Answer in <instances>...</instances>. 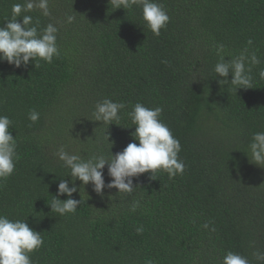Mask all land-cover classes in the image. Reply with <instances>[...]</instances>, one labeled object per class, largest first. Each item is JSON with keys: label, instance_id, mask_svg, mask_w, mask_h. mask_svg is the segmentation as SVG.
Returning <instances> with one entry per match:
<instances>
[{"label": "trees", "instance_id": "1", "mask_svg": "<svg viewBox=\"0 0 264 264\" xmlns=\"http://www.w3.org/2000/svg\"><path fill=\"white\" fill-rule=\"evenodd\" d=\"M157 2L170 17L159 36L146 27L140 6L50 0V17L38 9L27 14L39 18L40 27L56 24L60 55L51 64L39 60L37 68L31 60L20 68L0 61V115L12 120L18 155L13 175L0 180V214L41 233L44 244L30 254L33 264H220L227 251L264 264L253 255L264 252V167L246 154L252 133L264 131L258 75L264 0ZM14 3L23 0H0V27ZM66 15L75 21L61 24ZM217 45L224 46L225 60L246 48L256 53L253 88L236 93L219 84ZM105 98L127 106L109 126L89 120ZM137 102L163 108L160 119L180 142L184 173L171 179L160 170L155 179L140 174L131 195L105 188L103 197L91 184L80 196L77 180L73 198L85 202L75 213L51 211L60 179L72 186L69 169L53 155L57 148L87 157L138 144L127 116ZM32 109L40 114L35 123L28 119ZM103 172L107 184V165ZM134 200L141 207L131 212Z\"/></svg>", "mask_w": 264, "mask_h": 264}, {"label": "clouds", "instance_id": "2", "mask_svg": "<svg viewBox=\"0 0 264 264\" xmlns=\"http://www.w3.org/2000/svg\"><path fill=\"white\" fill-rule=\"evenodd\" d=\"M115 9L125 10L140 6L142 19L146 27L156 36L161 34V29L166 28L170 17L164 6L157 0H109ZM50 0H23V3H14L11 6V16L6 19V26L0 27V61L20 68L27 67L30 60L34 62L35 68L39 66L38 61L51 64L54 57L60 55L57 44V33L59 28L54 23H48L40 27V20L34 22L33 17L27 13L39 10L44 17L52 15ZM22 17V23L17 18ZM74 15H66L60 23L71 24L75 21ZM251 45L252 41L249 40ZM219 60L213 68V72L219 79L220 85H228L231 90L237 93L238 89L253 88V76L251 66L260 64L256 53L249 52L246 48L228 60L221 55L224 46L217 45ZM231 73L232 79L228 76ZM259 78L264 80V69L258 73ZM215 77V78H216ZM127 106L124 103L114 102L105 98L96 103L92 113L91 121L102 122L108 126L113 121L119 122L121 110ZM163 112L162 107L149 108L142 103H135L132 110L127 112L135 131L131 133L133 141L121 152L113 155L109 150L106 156L103 153H95L90 156L67 150L66 145H61L53 154L62 166L69 169L67 177H71L72 186L69 181L60 179L57 194L53 195L50 207L60 216L68 213H75L78 205L85 201L73 198V193L78 191L75 181L79 180V194L81 187L91 184L93 191L102 196L104 189H117L118 194L131 195L138 187L133 186V178L147 172L151 173V179H155L158 170L164 171L168 177L174 178L184 173L185 164L179 159L181 145L170 128L160 119ZM40 114L34 109L29 110L28 119L35 123L39 120ZM118 125V123H115ZM12 120L6 115H0V180H6L13 175L16 166L17 140L9 131ZM109 142V137L106 135ZM110 147V149H111ZM247 156L250 162L264 167V131L252 133L247 146ZM107 165V174L111 178L106 184L103 169ZM66 195V200L59 197ZM141 207L140 200L131 203L130 211L135 212ZM209 228V223L203 225ZM214 230V229H212ZM137 233L143 232V226L136 229ZM44 239L41 233L33 230L26 223V220H11L7 215L0 214V264H33L30 254L41 248ZM258 261L264 262V252L253 253ZM149 264L151 262L149 261ZM220 264H250L247 257L227 251L221 258Z\"/></svg>", "mask_w": 264, "mask_h": 264}]
</instances>
